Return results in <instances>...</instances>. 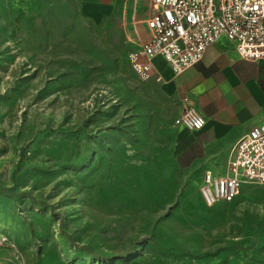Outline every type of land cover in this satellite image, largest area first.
I'll list each match as a JSON object with an SVG mask.
<instances>
[{
    "label": "rangeland",
    "instance_id": "1",
    "mask_svg": "<svg viewBox=\"0 0 264 264\" xmlns=\"http://www.w3.org/2000/svg\"><path fill=\"white\" fill-rule=\"evenodd\" d=\"M130 23L123 2L0 0V264H264V186L204 203Z\"/></svg>",
    "mask_w": 264,
    "mask_h": 264
},
{
    "label": "built area",
    "instance_id": "2",
    "mask_svg": "<svg viewBox=\"0 0 264 264\" xmlns=\"http://www.w3.org/2000/svg\"><path fill=\"white\" fill-rule=\"evenodd\" d=\"M152 13L146 20L150 37L138 38L139 48L130 58L136 72L149 79L151 62L166 60L176 75L200 63L208 48L221 39L234 45L242 59H264V0H150ZM205 117L185 107L175 124L190 132L206 126ZM264 186V123L252 128L232 148L228 173L203 176L201 196L213 207L231 203L245 185Z\"/></svg>",
    "mask_w": 264,
    "mask_h": 264
},
{
    "label": "crops",
    "instance_id": "3",
    "mask_svg": "<svg viewBox=\"0 0 264 264\" xmlns=\"http://www.w3.org/2000/svg\"><path fill=\"white\" fill-rule=\"evenodd\" d=\"M87 1L96 5L123 2L130 10V37L135 50L139 48L138 38L149 39L146 20L152 13L150 0ZM151 65V77L165 91L177 95L182 107L179 115L185 107L194 108L207 122L199 132L180 127L178 166L198 171L202 183L207 171L224 176L212 168L213 163L229 155L245 134L264 123V59H242L233 44L221 39L208 48L200 63L181 75H176L162 57L153 59Z\"/></svg>",
    "mask_w": 264,
    "mask_h": 264
},
{
    "label": "trees",
    "instance_id": "4",
    "mask_svg": "<svg viewBox=\"0 0 264 264\" xmlns=\"http://www.w3.org/2000/svg\"><path fill=\"white\" fill-rule=\"evenodd\" d=\"M0 194H3V195H9L10 194V191L6 190V189H0ZM26 197L31 201L33 202L34 204L37 205L38 208L42 207L41 204L37 201H35L33 198H31L29 195H26ZM61 219V218H60ZM78 250L80 251H83V252H86L90 255V257L92 258H99V256L91 253L86 247H78L77 248ZM106 262H110L108 259H104Z\"/></svg>",
    "mask_w": 264,
    "mask_h": 264
},
{
    "label": "bare ground",
    "instance_id": "5",
    "mask_svg": "<svg viewBox=\"0 0 264 264\" xmlns=\"http://www.w3.org/2000/svg\"><path fill=\"white\" fill-rule=\"evenodd\" d=\"M137 249V248H136Z\"/></svg>",
    "mask_w": 264,
    "mask_h": 264
}]
</instances>
